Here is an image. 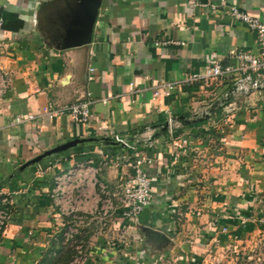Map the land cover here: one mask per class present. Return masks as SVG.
Masks as SVG:
<instances>
[{"label": "crops", "instance_id": "obj_1", "mask_svg": "<svg viewBox=\"0 0 264 264\" xmlns=\"http://www.w3.org/2000/svg\"><path fill=\"white\" fill-rule=\"evenodd\" d=\"M84 3L0 0V264H55L70 243L55 178L83 163L102 196L128 178L127 156L152 160V202L113 240L98 238L94 218L78 227L85 264H264V71L190 81L259 54L255 33L225 11L264 21V0H101L90 43L74 46ZM164 83L179 87L155 98ZM81 102L90 103L84 125L45 112ZM75 140L92 141L20 170Z\"/></svg>", "mask_w": 264, "mask_h": 264}, {"label": "built area", "instance_id": "obj_2", "mask_svg": "<svg viewBox=\"0 0 264 264\" xmlns=\"http://www.w3.org/2000/svg\"><path fill=\"white\" fill-rule=\"evenodd\" d=\"M199 7L211 12H215L218 9V6L212 2L200 3ZM225 12H227L231 20L245 25L255 33L260 52L257 56L238 54L236 56L237 64L233 66H222L214 63L211 66L205 67L203 72L192 75L190 78L191 82L237 78L240 74L256 73L260 70L264 71V21L259 17L251 16L233 7ZM165 45L166 43H160V46ZM178 87L179 85L172 83L160 84L153 90V96L155 98H168ZM89 105V102H81L60 108L59 110L45 112L51 118L57 115H67L73 122L84 125L89 119ZM23 119L22 117L17 118L16 123H20ZM28 119L32 120L33 117L30 116ZM167 123L168 131L171 132L175 121L169 119ZM185 144V140H178L172 143L174 151L171 152V157L174 161L179 159ZM122 146L124 148L128 147L123 142ZM129 149L131 150V148ZM124 161L123 165H125L129 172L128 178L123 179L121 183L117 184L113 192H106L102 187L100 190L102 196L92 194L91 188L97 185V180L95 177L90 178L89 174L94 170L85 167L83 163L77 164L76 168L70 169L55 178V187L51 197L53 205L57 209V217L64 227L62 238L64 243L72 241L75 244V254L69 264H85L87 259H89L83 244L80 242L75 243L76 241H74L76 240L77 228L87 224L86 222L89 218H94L96 224L99 226L97 228L98 238L101 240H113L112 235L115 230L120 231L119 235H123L122 225L126 226V224L134 223L151 204V179L144 171V166L151 165L152 160L147 159L145 156H127ZM73 190H77V196H71ZM92 200L94 201L93 203L99 201V205L91 204ZM5 202V199L0 200L2 204H5ZM6 220L7 213L4 210H0V230L3 228ZM106 244H108V241ZM102 255L105 257L106 253L104 252Z\"/></svg>", "mask_w": 264, "mask_h": 264}, {"label": "water", "instance_id": "obj_3", "mask_svg": "<svg viewBox=\"0 0 264 264\" xmlns=\"http://www.w3.org/2000/svg\"><path fill=\"white\" fill-rule=\"evenodd\" d=\"M84 13L80 16L79 23L81 24V30L79 31L81 35V39L79 42L74 44V46H80V45H87L91 41V34L93 30V25L95 23V20L98 15V10L101 4V0H84ZM92 140H75L68 142L64 145L59 146L58 148H55L53 150H49L47 152H44L40 156H37L36 158L30 160L29 162L25 163L21 166L20 170H25L28 167L34 166L35 164L39 163L42 160H45L49 156H53L57 152H62L70 147H76L79 144H83L85 142H91ZM110 146H117V143H114V145L109 144Z\"/></svg>", "mask_w": 264, "mask_h": 264}, {"label": "trees", "instance_id": "obj_4", "mask_svg": "<svg viewBox=\"0 0 264 264\" xmlns=\"http://www.w3.org/2000/svg\"><path fill=\"white\" fill-rule=\"evenodd\" d=\"M128 152H131V151H128ZM77 241H80V240H77ZM77 241L75 243H79ZM74 245L75 244H73V242H70L69 244L62 247V252L60 253V255L58 256L57 259L53 260V262L55 264H69L72 260V257L75 254ZM46 264H48V263H46Z\"/></svg>", "mask_w": 264, "mask_h": 264}, {"label": "rangeland", "instance_id": "obj_5", "mask_svg": "<svg viewBox=\"0 0 264 264\" xmlns=\"http://www.w3.org/2000/svg\"><path fill=\"white\" fill-rule=\"evenodd\" d=\"M235 255H239L238 252ZM240 261V260H239ZM241 262V261H240Z\"/></svg>", "mask_w": 264, "mask_h": 264}]
</instances>
